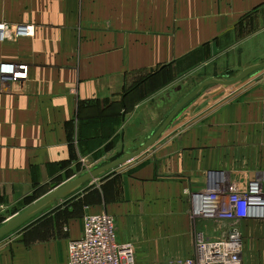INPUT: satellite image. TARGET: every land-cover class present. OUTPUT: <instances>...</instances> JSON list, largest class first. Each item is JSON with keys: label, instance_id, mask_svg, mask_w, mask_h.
<instances>
[{"label": "crops", "instance_id": "crops-1", "mask_svg": "<svg viewBox=\"0 0 264 264\" xmlns=\"http://www.w3.org/2000/svg\"><path fill=\"white\" fill-rule=\"evenodd\" d=\"M2 22L35 26L32 36L0 42V64L30 69L27 79L0 78L2 224L28 197L78 176L81 156L104 161L114 141L121 149L130 135H150L174 94L264 60V0H0ZM234 94L224 106L220 94L197 98L198 126L89 189L88 203L76 199L77 208L0 240V264H69L84 216L102 211L116 217L120 242L136 244L139 263L186 259L192 194L205 171L264 177V162L251 156L264 149V78ZM172 243L180 247H163Z\"/></svg>", "mask_w": 264, "mask_h": 264}, {"label": "built area", "instance_id": "built-area-1", "mask_svg": "<svg viewBox=\"0 0 264 264\" xmlns=\"http://www.w3.org/2000/svg\"><path fill=\"white\" fill-rule=\"evenodd\" d=\"M34 33L35 26L32 24L0 23V42ZM28 76L29 66L26 63L0 64L3 81H19ZM192 199V215L214 221L218 234L216 238L199 234L195 260L177 259L160 264H242L243 233L238 222L264 219V177L257 175L243 191L234 192L226 190L223 180L216 179L204 189L194 192ZM228 223L230 226L225 229L224 225ZM68 257L69 264H141L134 245L117 239L115 218L106 211L84 216L82 236L70 242Z\"/></svg>", "mask_w": 264, "mask_h": 264}, {"label": "rangeland", "instance_id": "rangeland-1", "mask_svg": "<svg viewBox=\"0 0 264 264\" xmlns=\"http://www.w3.org/2000/svg\"><path fill=\"white\" fill-rule=\"evenodd\" d=\"M29 71H30V69H29ZM263 76H264V71H263V73L260 72L258 75L254 76V77L247 78L246 80H244L243 82H241L237 85L228 86V87H220V86L213 87V88L205 91L204 95L200 96V98H203V100H205V103H208L210 101L208 98L220 94L219 95L220 97L218 96L220 98V100L218 101V103H219L218 106L219 105L224 106L228 103H231V101L236 99L235 98L236 95L234 94L235 92L244 90L248 84H252L254 82L259 84L260 79L264 78ZM198 85H199V83L195 84L194 86L191 85L190 89L186 90L187 92L182 91V93L176 95L174 101H172V105H173L172 107H175V105L178 103V99L180 100V97H183L184 95H186L187 93L192 91ZM175 87H174V89H175ZM224 92H226V95H224ZM240 98H241V96H240ZM207 99L209 101H206ZM202 102L200 103V105L203 104ZM197 106H195V104H194V106L192 107V105H191L186 110L185 114L180 119H178L168 129L171 131H169V132H168V130L166 131L165 137H162L159 140V142L157 143V145H159L164 139L178 138L179 136H181L182 134L187 132L192 126L193 127L196 125L198 126L197 117L192 115L193 113L196 112V109L198 108ZM215 107H217V106H215ZM208 116H211V114H208ZM208 116H205L203 118L202 122H200L199 124L203 123V121ZM148 136H149V132H145L143 134H140V136H135V135L131 136L130 135L129 138H127L125 141L126 149L133 150L134 148L138 147L142 142L146 141ZM244 144L245 143L243 142L241 145L243 146ZM120 146H121V140L120 139L114 141L112 149L110 148L111 150L109 151V153L114 154L116 151H118L120 149ZM242 146L241 147H240V145L237 146L240 148L238 150H236V154H239L241 152ZM231 147H233V146H230V148ZM152 148L149 149L150 151L148 150L145 153H143L141 156H139V158L134 159V160L130 161L129 163L116 168L115 170L107 173L106 175H103L101 178L97 179L94 182L87 183L81 189H79L76 193H74V195L69 197L70 199L67 198L68 200L66 199V200H63V201L55 204L54 206L49 208L47 211L42 213L40 216L35 218L32 221V223L40 221L43 218H49V217L55 216L56 214H64V212H68L69 207L64 208L63 206H72V207L77 208V206H75L76 199H79L84 195L86 196L88 194L87 192L89 189H91L92 187H94L96 185L101 184L104 180H107L109 178H113L115 180L117 178V176L118 177L123 176V174H124L123 171L125 170V172H127L126 170L131 169L132 165L134 163L138 162L140 159L150 158V155H152V153H151ZM251 156H254L256 158L257 161L255 164L258 165V164L263 163L264 162V149H261V148L254 149V151L251 152ZM242 157L245 158L244 156H242ZM81 158L83 159L82 162L84 163V166L82 169L79 170L80 174H82L83 172H85L89 168H92L94 165L99 164L102 161V160H100L102 158H98L95 156H92V157L81 156ZM103 159H104V157H103ZM240 160L241 159L238 158L237 163H240ZM224 161H227V159H224ZM236 166L241 167L238 164H236ZM247 170L249 171V169H247ZM80 174H78V175H80ZM204 175H205L204 176V178H205L204 183L199 188L201 190L204 189L205 187H207V185L210 182L217 179V180H220V182H222V180H223L225 183L226 190H230V192L243 191L246 187V184L251 180V179H249L250 177L245 175V174H240V173L233 174L228 167L227 168H221L220 170H212V171L207 170V171H205ZM40 197L41 196H39V195H33V196L28 197L20 205L16 206L9 215L12 217L13 215H16V214L22 212L23 210L28 208L30 205H32L34 202L39 200ZM82 198H84V197H82ZM84 200H85V203H88L86 197L84 198ZM190 218L192 220V223H191L192 229H191L190 234H189V236H190L189 246H188L189 247L188 248L189 249V255L185 258H186V260H188V259L195 260V250H196V243H197L196 240H197L199 234H204L207 237H211V238L215 237L216 238L218 233L215 232L214 221L207 220L204 218H196L192 215V213L190 214ZM115 221H116V228H117L116 217H115ZM251 221L252 220H240L238 222V226L241 228L242 233H243V237H242L243 249H242V254H241V262H242V264H264V219L263 220H255L256 223H253V224ZM0 225H2V222H0ZM229 226H230V223L225 224L224 228L228 229ZM126 242L133 244L135 249H137L136 244L133 243L131 240L130 241L128 240ZM163 247L166 249L170 248L171 250L176 251L177 250L176 248L180 247V246L172 243V245H169V246L163 245ZM172 260H177V259L172 258ZM169 261L170 260H165V261L164 260H154V261H152V263H141V264H160V263L169 262ZM174 262L181 263L180 261H178V262L174 261Z\"/></svg>", "mask_w": 264, "mask_h": 264}, {"label": "water", "instance_id": "water-1", "mask_svg": "<svg viewBox=\"0 0 264 264\" xmlns=\"http://www.w3.org/2000/svg\"><path fill=\"white\" fill-rule=\"evenodd\" d=\"M262 71H264V60L248 66L238 73L228 71L221 77L204 80L196 88L190 91L181 101L178 99V103L173 110L165 117L161 124L150 133L147 140L142 142L138 147L133 150H128L123 145L121 149L112 156L99 164L94 165L92 168H89L75 178L56 187L22 212L8 218L2 225H0V240L22 228L55 204L70 197L87 183L94 182L104 174L138 158L148 151L163 137L166 131L185 114L186 110L192 105L194 100L204 95L205 91L216 86L228 87L237 85L249 77L258 75ZM181 87L182 86H180V88ZM175 97L174 94L172 101H174Z\"/></svg>", "mask_w": 264, "mask_h": 264}, {"label": "trees", "instance_id": "trees-1", "mask_svg": "<svg viewBox=\"0 0 264 264\" xmlns=\"http://www.w3.org/2000/svg\"><path fill=\"white\" fill-rule=\"evenodd\" d=\"M147 78H148V77H147ZM147 78H146V79H147ZM146 79H144V80H146Z\"/></svg>", "mask_w": 264, "mask_h": 264}]
</instances>
